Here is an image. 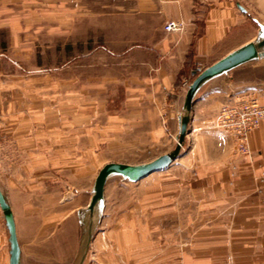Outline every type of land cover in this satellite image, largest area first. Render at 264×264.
<instances>
[{
	"label": "crops",
	"instance_id": "0c3cea01",
	"mask_svg": "<svg viewBox=\"0 0 264 264\" xmlns=\"http://www.w3.org/2000/svg\"><path fill=\"white\" fill-rule=\"evenodd\" d=\"M3 6L10 51L0 38V187L20 264H74L85 232L79 211L100 168L171 151L196 67L254 40L259 16L244 0H107L109 26L121 17L137 35L108 37L100 53L93 38L69 41L65 20L50 21L39 63L37 37L19 32L28 20L4 17ZM168 20L183 28L167 31ZM252 62L200 89L181 154L168 167L138 181L108 179L84 264H264V125L249 132L245 157L213 125L226 103L264 104V76L245 72ZM129 187L135 196L124 193ZM10 250L0 206V264H10Z\"/></svg>",
	"mask_w": 264,
	"mask_h": 264
},
{
	"label": "water",
	"instance_id": "95a60500",
	"mask_svg": "<svg viewBox=\"0 0 264 264\" xmlns=\"http://www.w3.org/2000/svg\"><path fill=\"white\" fill-rule=\"evenodd\" d=\"M264 28V25H262ZM264 56V35L243 44L242 46L230 51L214 63L205 67L201 73L195 75V78L187 88L182 109L179 114V135L176 146L169 152L161 154L152 160L141 163H125V162H107L104 164L93 184L92 196L88 206L81 208L79 214L84 223V231L79 247L77 257L74 264H84L92 239L96 232L97 225L103 215L105 207V186L109 178L113 176H121L124 179L138 181L153 172L168 167L172 161L181 154L182 147L186 141V135L190 132V121L192 116V107L195 97L200 89L210 80L231 72L234 68L258 60ZM0 206L4 212L6 224L10 233L11 259L10 264H20L21 248L17 235L10 203L6 194L0 187Z\"/></svg>",
	"mask_w": 264,
	"mask_h": 264
},
{
	"label": "rangeland",
	"instance_id": "374dc122",
	"mask_svg": "<svg viewBox=\"0 0 264 264\" xmlns=\"http://www.w3.org/2000/svg\"><path fill=\"white\" fill-rule=\"evenodd\" d=\"M244 1H247L249 5L254 6L257 10L256 14L257 16H259L258 21L260 23L259 24L260 26L258 25L259 30L257 32L256 38H259L264 35V28L262 27V25H264V0H258V1L244 0ZM91 3L100 5L102 8L98 11H95V15H91V11L87 10L86 8L90 6ZM106 3L107 0H1L0 1L1 5H5L3 6L4 12L2 13L4 17H7V15L12 13L13 17L17 18L20 21L26 22L25 20H28V23L27 22L24 23V24H28V26L27 27L22 26L19 32L23 37L26 38L29 37L30 41L33 40L32 39L33 37L35 36L37 37L36 47L34 49L36 50L35 54H38L36 58H37V62L39 63H42L43 60L38 56H40L41 52H43L44 49L46 48V44H47L46 40L49 38L50 35V33H48V29H49L48 22L50 21L65 20L66 22H68L67 36L69 41H71V38L74 40L73 37L82 38L83 40H85L86 38L87 39L93 38L94 40H96V44L94 45L98 46V50L100 53H104L107 50L106 48H108L109 45L107 43L108 37H113L115 38V40H119L124 35H130V34L137 35L138 28H129L128 26L126 28L123 27L122 26L123 19L121 17L119 18L115 17L114 18L115 25L109 26L108 23H110V20L108 22L107 11L105 9ZM92 21L98 22V24L100 25L91 26ZM54 29L57 30L58 28H54ZM9 36H10V29L3 28L0 30V38L3 40V47L6 50H8V52L10 51ZM23 42L26 44L25 40ZM123 44L124 43L122 41H117L114 44V48L116 50H121ZM32 46H35V44L34 45L32 44ZM68 51L69 48L67 49V53ZM197 67L195 69L196 70L195 75L201 73V71L197 72ZM244 68H245V72H248V74H250L252 70L254 73H258L260 74V76H264V56L262 57L261 60L253 61L252 63L246 65V67ZM100 72L104 73V70H100ZM193 78L195 77L193 76ZM214 122L215 120L213 121V125ZM234 140H235V155L237 157H245L250 155V149H249V154L241 152L239 149L238 141L236 140L235 137ZM247 145L249 148V143ZM124 193L127 196L133 197L136 195V188L129 187L127 189H124ZM186 239L187 238L184 237V240H180V245L186 244Z\"/></svg>",
	"mask_w": 264,
	"mask_h": 264
},
{
	"label": "built area",
	"instance_id": "2783aa9c",
	"mask_svg": "<svg viewBox=\"0 0 264 264\" xmlns=\"http://www.w3.org/2000/svg\"><path fill=\"white\" fill-rule=\"evenodd\" d=\"M167 31H178L183 28V22L170 20L165 24ZM204 69L197 67V72ZM264 125V104L257 99H244L226 103L220 107L215 117L214 125L223 131L231 133L238 141L241 152L249 154L248 136L253 129Z\"/></svg>",
	"mask_w": 264,
	"mask_h": 264
}]
</instances>
